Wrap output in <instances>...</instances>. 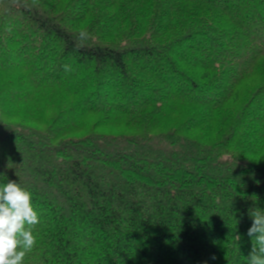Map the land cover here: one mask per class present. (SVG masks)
<instances>
[{
    "label": "trees",
    "instance_id": "trees-1",
    "mask_svg": "<svg viewBox=\"0 0 264 264\" xmlns=\"http://www.w3.org/2000/svg\"><path fill=\"white\" fill-rule=\"evenodd\" d=\"M8 181L39 214L20 264H247L264 0H0Z\"/></svg>",
    "mask_w": 264,
    "mask_h": 264
},
{
    "label": "clouds",
    "instance_id": "clouds-1",
    "mask_svg": "<svg viewBox=\"0 0 264 264\" xmlns=\"http://www.w3.org/2000/svg\"><path fill=\"white\" fill-rule=\"evenodd\" d=\"M85 38L86 33H80V39ZM31 197L32 193L20 183L0 184V264H20L25 256L23 248L30 249L35 243L33 229L39 223V214L30 203ZM249 215L252 224L247 235L254 239L245 259L247 264H264V210L253 209Z\"/></svg>",
    "mask_w": 264,
    "mask_h": 264
}]
</instances>
